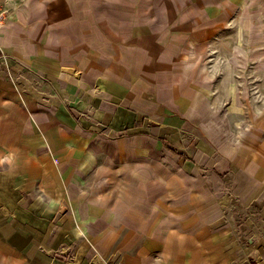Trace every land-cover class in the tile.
I'll return each mask as SVG.
<instances>
[{"label": "crops", "instance_id": "crops-1", "mask_svg": "<svg viewBox=\"0 0 264 264\" xmlns=\"http://www.w3.org/2000/svg\"><path fill=\"white\" fill-rule=\"evenodd\" d=\"M0 5V264H264V0Z\"/></svg>", "mask_w": 264, "mask_h": 264}, {"label": "rangeland", "instance_id": "rangeland-1", "mask_svg": "<svg viewBox=\"0 0 264 264\" xmlns=\"http://www.w3.org/2000/svg\"><path fill=\"white\" fill-rule=\"evenodd\" d=\"M253 58V57H252ZM253 69L254 71L251 73L252 74V78H251V85H242L238 83H233L235 85V92L233 93V95H235L234 97V106H236L237 108H239L238 106H243V104H247V106L251 107V103L252 104H257L258 103V95H264L259 93V79L258 74H261L262 71H260L259 69ZM256 73V74H255ZM237 87V88H236ZM243 93L245 95H243ZM255 95V97H254ZM244 97L246 99H244ZM253 107V106H252ZM256 107V106H255Z\"/></svg>", "mask_w": 264, "mask_h": 264}, {"label": "built area", "instance_id": "built-area-1", "mask_svg": "<svg viewBox=\"0 0 264 264\" xmlns=\"http://www.w3.org/2000/svg\"><path fill=\"white\" fill-rule=\"evenodd\" d=\"M6 20H7L6 12L2 10V6L0 5V31L4 28V24ZM0 53H1V58L4 60V64L6 65L7 68H9L10 66L8 67V60L4 52L0 50ZM8 71H12V69ZM5 77L10 83H16L17 81V79L13 75H11V73L5 75Z\"/></svg>", "mask_w": 264, "mask_h": 264}]
</instances>
